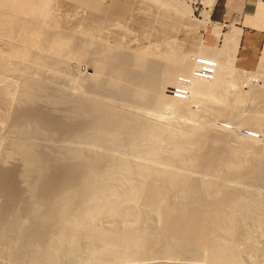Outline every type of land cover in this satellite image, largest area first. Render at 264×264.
Instances as JSON below:
<instances>
[{
	"label": "bare ground",
	"instance_id": "bare-ground-1",
	"mask_svg": "<svg viewBox=\"0 0 264 264\" xmlns=\"http://www.w3.org/2000/svg\"><path fill=\"white\" fill-rule=\"evenodd\" d=\"M61 1L0 0V37L16 45L20 42L36 53L28 60L11 53L12 48L8 54L0 53V119L5 122H0V151L7 135L11 149H4V157H22L19 181L10 192L6 189L11 198H7L8 211L0 219V264H98L115 259L132 264L154 246V230H164L163 226L181 230L172 231L174 237L169 229L167 233L163 231L160 242L164 246L156 248L164 249V253L160 252L163 258L165 253L169 257L177 252L187 257H205L203 260L207 258L211 264H245L246 259L255 264L264 253V244L257 240L261 242L264 237V188H260L264 187V140L256 139L259 136L253 130L264 126V118H244L240 111L241 106L256 99L264 107L263 92L252 89L250 95L229 93L231 85L228 89L225 86L231 80L239 84L247 76L237 72V80L241 81H233L235 68L223 65L220 56L212 78L208 77L211 79L195 78L193 73L198 71L200 61L190 52L173 47V40L161 38L165 29L157 32L160 43L144 40L148 31L156 33L149 17L152 12H157L156 17L161 14L158 27L162 28L168 19L192 16L193 8L171 0H139L141 10H136L143 12V19L137 23L142 35L136 45L130 46L127 3L70 0L77 13V9L90 13L79 24L72 19L74 23L70 24L67 14L65 20L59 14L65 4ZM214 2L205 0L210 11ZM96 7H102L99 18L95 17L99 15L94 13ZM93 13L98 21L90 18ZM90 44L97 46L91 48ZM157 44L163 48H156L160 46ZM89 49H93L91 53ZM215 50L203 45L196 52L202 54L203 61H213ZM89 54L95 59L91 58L92 74L86 77L88 82L82 77L78 87L84 88L70 96L71 92L62 86L66 76L59 74L60 60L78 55L83 61ZM5 75H17L20 80L16 83ZM177 75H190L193 84L189 87L188 78L187 85L183 83L185 86L176 87L178 91L173 88L171 96L165 95L166 86L173 84ZM185 91L189 93L187 100L180 96ZM19 97L20 105L11 116L12 104ZM229 99L238 104L233 113V109L227 110L233 104ZM210 101L227 102L229 107L218 106L221 110L216 107L215 111ZM149 107L159 111L151 114ZM143 108H149L147 113ZM161 110L170 111V117L166 115L169 119ZM204 114L210 119L237 122L248 133L238 136L220 131L218 137L226 141L229 150L224 154L218 151L221 156L216 158L218 155L208 146L210 132L203 129ZM85 146L93 158L82 154ZM52 149L57 151L55 155ZM199 157L212 160L206 163L203 158L208 167L214 162V168L203 172L195 164L202 160ZM61 159L63 164L58 169L63 175L59 173L56 179L52 169ZM64 159L80 160L84 170L72 169ZM154 220L162 225L158 227ZM172 223L176 225L171 228ZM159 249L155 251L160 258ZM161 261L167 263L165 259Z\"/></svg>",
	"mask_w": 264,
	"mask_h": 264
},
{
	"label": "rangeland",
	"instance_id": "rangeland-1",
	"mask_svg": "<svg viewBox=\"0 0 264 264\" xmlns=\"http://www.w3.org/2000/svg\"><path fill=\"white\" fill-rule=\"evenodd\" d=\"M56 1H58V0H56ZM59 1H61V0H59ZM64 1V3L66 4V3H68V4H64L62 7L63 8H61L60 10H61V12H60V10H59V14L61 15V13H62V15H64V17L62 18L63 20H65V16L66 17H70V21H69V19L68 18H66V21L68 22L69 21V23L70 24H73L74 22L73 21H76L74 24H76V23H80L81 22V19H83V18H86V16H89V14L90 13H88L87 14V11H85V10H83V9H77L78 10V13H77V11L76 10H74V7H72L73 6V2L72 1H74V0H72V1H70V0H68V1H66V0H62L61 1V3ZM125 1V2H124ZM129 1V2H128ZM121 0V2L122 3H127V7H129L130 9H129V16H128V18H127V23L129 22V25H128V27H129V30H130V36L127 38V42L129 43V45L130 46H134V45H136L137 43L136 42H139V39H140V37H139V34H140V36L142 35V31H141V28H140V26L138 25V23H141V21H140V19H143V17H141V16H143V12L142 11H140L141 9V6L140 7H138L139 5H140V2H139V0ZM171 1H174V2H179V5L180 4H182V6H186V7H189V8H193L194 9V13H191L192 14V16H190V15H182V17H179V19L178 20H173V19H168V20H166V22H165V27L163 26L162 28H160V27H158V26H161V24H160V20H161V14L159 13V15H158V17H156L157 15H154L155 13H157V12H152L150 15H149V17H151V21H152V23L154 22L155 23V20L154 19H156V24H154L153 23V29H154V31L156 32V33H150L149 31L147 32V37H145V39L144 38H141V39H144L146 42H149V43H151L152 42V44L154 43V41H155V43H160V40L159 39H157V37H160V36H157V35H159V34H157V32L158 31H164V29L166 30V31H164L163 33H161V35L163 34V36H161V38H164L165 36H166V39L168 38V40L171 42L172 40V45H173V47H177V48H179L180 50H182V51H184V52H190L191 54H193V55H191V57L193 58L194 56H195V58H198V59H196V60H199V61H203V57H202V54L201 53H197L196 51H197V49H198V47H201V46H203V45H209V46H211V47H213L214 48V50L215 49H217V50H215V52H217L216 53V55H214V56H216V58L214 57V58H211L213 61H215L214 63L215 64H218V62H217V57H221V63H224L223 65H226L227 67H230V68H235L233 71H232V74H231V76H233L234 77V79H233V81L235 80V78H236V82H240L241 80H237V78H238V76H239V74L240 73H243L244 72V74L247 76V79H246V76H244L243 77V79L242 80H244V79H246V80H244V82L243 81H241V83H232V80L230 81V83H228L226 86H225V88L226 89H228L229 87V85H231L230 86V88H229V93H231L232 95H235V93H238L239 91H240V93L241 94H244V95H250V94H252V92H263V94H264V48H263V57L261 58V62H260V65L258 66V68H257V70H255V71H247V70H244V69H242V68H240V67H238L237 66V64H236V55H237V50H238V46H239V42H240V36H241V34H239L238 32H233V35H232V39H231V45H227V38H228V34H229V31H230V29L228 30V31H225V28L223 27V25L222 24H218V23H216V22H214L213 20H212V18H211V12L212 11H210V9H209V7H207L206 6V4H205V0H171ZM135 2V3H134ZM215 3H216V0H215V2H214V5H215ZM135 4V6L134 7H132L133 5ZM139 4V5H138ZM68 5V8H70V10H71V12H70V10L69 9H67V6ZM72 5V6H71ZM97 5V4H96ZM124 5H126V4H124ZM188 5V6H187ZM98 6V5H97ZM191 6V7H190ZM64 7H65V9H64ZM71 7H72V9H71ZM99 7V6H98ZM214 7V6H213ZM97 8V7H96ZM95 8V9H96ZM102 8V7H101ZM101 8L99 9V8H97L96 10H94V11H96V12H94L95 14H97V12H99L98 14L99 15H96L95 16V14L93 13L92 15L93 16H91L90 18H92L93 20H97L98 21V18L101 16ZM136 8H138V9H140V10H136ZM213 9V8H212ZM67 10V11H66ZM79 10H80V12H79ZM133 10V11H132ZM64 11H66V13L64 12ZM76 13H75V12ZM132 11V12H131ZM69 12V13H68ZM84 12V13H83ZM134 12H136V15L134 14ZM132 13V14H131ZM208 13H210V17L208 18L207 17V14ZM65 14H67V15H65ZM80 14V15H79ZM130 14H131V18H130ZM78 15V16H77ZM74 18H72V17ZM78 17V20L76 19V17ZM94 16L95 17H98V18H96V19H94ZM133 16H135V17H137V18H135V17H133ZM160 16V17H159ZM87 18H89V17H87ZM133 18V19H132ZM68 19V20H67ZM71 19L73 20L72 21V23H71ZM136 20V21H135ZM138 20V21H137ZM65 21V22H66ZM135 21V22H134ZM140 21V22H139ZM210 21V22H209ZM66 22V23H67ZM138 22V23H137ZM69 23H68V25H69ZM177 23H179V24H177ZM168 24V25H167ZM132 25V27H130ZM168 27H167V26ZM169 25H170V27L172 26V28H170L169 27ZM69 27V26H68ZM168 29H167V28ZM161 29V30H160ZM163 29V30H162ZM157 30V31H156ZM169 30V31H168ZM172 31V32H171ZM150 34H152V35H150ZM133 35V36H132ZM150 36H152V37H150ZM171 36V37H170ZM150 39H149V38ZM1 38V37H0ZM136 38V39H135ZM128 39H129V41H128ZM150 40V41H147V40ZM153 39V40H152ZM165 39V38H164ZM175 39V40H174ZM4 40H5V38L3 39V38H1L0 39V53L1 54H8V52L10 53V51H11V48H12V52L11 53H15V55L17 56V57H19V58H24V59H30V57H32V55L34 54H36L35 53V51L33 50H31L30 48H24V46L20 43V42H16L17 43V45L15 44V42H12V41H9L8 39L7 40H5V43H4ZM131 40H133V41H131ZM8 43V45H11V46H8V45H6L7 43ZM10 42V43H9ZM175 42V44L176 45H174L173 43ZM19 43V44H18ZM154 43V44H155ZM202 44V45H201ZM13 45H15V47H13ZM91 45V44H90ZM158 45V44H157ZM160 45V46H159ZM158 46L159 47H157L156 46V48H160V49H162L163 48V46H162V44H159ZM17 46V47H16ZM92 46V47H91ZM91 46H89V47H91V48H93L94 46L96 47L97 45H91ZM18 47H21V49H23V50H19L18 49ZM151 47V49H153L152 47L153 46H150ZM14 48H15V50H14ZM14 50V51H13ZM90 50V49H89ZM92 50L93 49H91L90 50V52H88V53H91L92 52ZM21 51H23L22 53H21ZM24 53V54H23ZM33 53V54H32ZM74 54V53H73ZM201 54V55H200ZM90 55V54H89ZM89 55H87L86 57H85V59L86 60H80L81 59V57L79 58V56L78 55H74V57H65V58H62L60 61H61V67H62V69L60 70L61 71V73H60V71H59V74H61L62 76H63V78H64V76H66V78L67 77H70V78H67V79H69V81L65 78V80L66 81H63L64 83L62 84V86L64 87L63 89L64 90H68V91H70L71 93H68L70 96H76V95H78L79 93H80V91L82 90V89H80L79 90V88H84V86H81V87H78V86H80L82 83H81V81L82 80H84V78H85V81H86V77H89V74L91 75L92 74V71H91V69H90V67L92 66H94L93 65V63L91 62V58L92 59H94L93 57H91V55L89 56ZM201 56V57H200ZM219 57V58H220ZM195 58H194V60H195ZM214 59H216V60H214ZM95 60V59H94ZM219 60V59H218ZM212 61V62H213ZM89 62V63H88ZM90 63H91V65H90ZM226 63V64H225ZM216 66V65H215ZM263 66V67H262ZM263 68V69H262ZM63 71H65V74L63 73ZM260 71H262V72H260ZM197 72V74H198V71H196ZM196 72H194V73H196ZM233 72H240L238 75L236 74V73H233ZM263 73V74H262ZM64 74V75H63ZM199 74H201V73H199ZM234 74H236L237 76H235ZM61 75H59V76H61ZM7 75H5V77H6ZM61 76V77H62ZM80 76V77H79ZM178 76V77H177ZM176 77H175V80H174V83L173 84H171V85H169V86H166V87H164V89H163V92H164V90H166L167 89V91H165V95L167 94L168 96H171L172 95V92L174 91V89H175V91H178V88H176L177 86H185V85H187L188 84V81H189V79H190V83L191 84H189V87L193 84L192 82L193 81H191L192 80V78H191V76L190 75H188V77L187 76H185V77H183V75L181 76V75H177ZM193 76L196 78L197 77V79H198V77H200L201 79H203V78H208V77H205V76H196V75H194L193 74ZM15 77V78H14ZM19 76H17V75H8L6 78H8V79H12V81L13 82H19L18 81V79L20 80V78H18ZM82 77H84V78H82ZM181 77V78H180ZM186 78H187V80H186ZM189 78V79H188ZM212 78V77H211ZM211 78H208V79H211ZM232 78V77H231ZM177 79V80H176ZM17 80V81H16ZM184 80H186V81H184ZM80 81V82H79ZM84 81V83H86V82H88V80L85 82ZM68 82V84H66ZM78 82H79V84H78ZM182 85H181V84ZM183 83H186L185 85H183ZM78 84V85H77ZM178 84H180V85H178ZM233 86V87H232ZM260 86V87H259ZM78 87V88H77ZM169 87V88H168ZM228 87V88H227ZM234 89H232V88ZM166 88V89H165ZM171 88H172V91H171ZM174 88V89H173ZM185 88V87H184ZM77 89H78V93H77ZM252 89H254L253 91H252ZM83 91H84V89H83ZM83 91L81 92V93H83ZM233 91H234V93H233ZM250 91H252V92H250ZM73 92H75V93H73ZM243 92V93H242ZM174 93V92H173ZM181 95V99H183V100H187V98L189 97V93L188 92H186L185 91V93H180ZM188 94V95H187ZM254 94V93H253ZM1 99H2V97L0 96V102H1ZM257 100V99H256ZM255 100V101H256ZM20 97H19V99H16L15 101H14V103L12 104V107L11 108H13V109H11L10 110V114H11V116L12 115H14L15 113H16V108L20 105ZM111 101V100H110ZM229 101L231 102V103H233L232 102V100L231 99H229ZM228 100H227V102H229ZM255 101H252V102H250L249 104H247L246 106H244V108L241 106V111L240 112H242V117H244V118H246V117H248V116H254V117H257V116H259V118H264L263 116H264V113H263V109H264V107L262 106V103H261V101H259V100H257L256 102ZM16 102V103H15ZM17 102H18V104H17ZM112 102H115V104H116V101H112ZM212 102H214L213 103V105L215 104V101H212ZM211 101L209 102L210 104L212 103ZM218 102V101H217ZM227 102H225V104H224V102L223 103H221V102H219V103H217V104H215L214 105V109H215V111H218L217 109H216V107L218 108V109H227L229 106V108L227 109V110H229L230 109V111H232V109H233V111H232V113L234 112V111H237L238 110V104L236 105V103H233V104H231L230 102V104L231 105H229V106H227ZM206 104L207 106L208 105H210V104ZM255 103H257V104H255ZM221 106H220V105ZM251 104H253L252 105V108H251ZM213 105H211V106H209L210 108H212V106ZM264 105V104H263ZM220 108H219V107ZM236 106V107H235ZM261 106V107H260ZM193 107H195V105H193ZM227 107V108H226ZM257 107V108H256ZM0 108H1V110H0V112L2 111V107H1V103H0ZM150 108V112L149 113H151V114H153L154 112H155V110H157L156 108H155V110H152V109H154L153 107H149ZM149 108H143L144 110V112L145 113H147V111H148V109ZM212 108V109H213ZM15 109V110H14ZM220 109V110H221ZM236 109V110H235ZM243 109V110H242ZM152 110V111H151ZM261 110H263V111H261ZM159 110H157L156 112H158ZM162 111V113H164L163 111H165V113H167V114H165L164 113V116L163 117H165L166 115H170L171 113H169L170 111L169 110H161ZM160 111V112H161ZM255 111V112H254ZM160 112H159V114H160ZM259 114H258V113ZM253 113V114H252ZM158 114V115H159ZM249 114V115H248ZM255 114H256V116H255ZM154 115H156V114H154ZM157 115V116H158ZM163 115V114H162ZM168 115V116H169ZM205 115V117H207L206 119H205V117L204 116H202V119L204 120V126H208L207 128L205 127L204 128V126H203V129H206V131L204 130V132H207V133H209V134H212V133H214L213 135H209L208 134V136H210V137H208L207 138V141H208V146L211 148V150H212V152L214 151L216 154H217V152L219 151L220 153H226V152H223V151H228L229 149H228V146H227V144H226V141L224 142V140L222 141V140H220L221 139V137H218L219 135H220V131L221 132H223L224 130L226 131V130H228L227 132H230L231 131V133L232 134H234V135H238V136H241V135H244V134H247L248 133V130H247V128L246 127H244V126H242V125H239V123L237 124V122L236 123H234V122H230V121H226V120H223L222 118H211L210 119V117H208V116H206V114H204ZM247 115V116H246ZM262 115V116H261ZM161 116V115H160ZM168 116H166L167 118H168ZM159 117V116H158ZM163 117H160V118H163ZM170 117V116H169ZM0 118H2L1 117V115H0ZM243 118V119H244ZM3 119V118H2ZM2 119H0V122H1V120ZM10 119H11V117H10ZM163 119H165V118H163ZM162 119V120H163ZM169 119V118H168ZM3 121V120H2ZM4 122V121H3ZM3 122H1V125L2 124H4ZM227 122V123H226ZM207 123V125H205ZM169 126V125H168ZM224 126V127H223ZM257 126H255V128H256ZM258 127H261V125L259 126L258 125ZM258 127L256 128V129H254L253 130V132L256 134V136H259V138H256V139H262V140H264V126H262L259 130L260 131H258ZM172 129V128H171ZM170 129V126L168 127V130H171ZM209 131H208V130ZM210 129H212V131L210 130ZM214 129V130H213ZM232 129V130H231ZM215 130H217V131H215ZM247 131V132H246ZM219 133V134H218ZM263 133V134H262ZM218 134V135H217ZM258 134V135H257ZM207 135V134H206ZM216 135V136H215ZM6 137H8L9 138V136H7V135H5ZM4 136V139L2 140V142H4V140H5V143H3V148H2V150L0 151V192H2V194L0 193V219H2L3 218V216L7 213V211H8V207H7V203H9L10 202V200L9 199H7V198H11V196H7V194H8V191L10 190V189H12V187L16 184V183H18V169H20V167H21V164H22V157L21 156H19V154H12V155H10V157H4V149H8V144L10 145V140L8 141L7 140V138ZM212 136V137H211ZM213 137H215V138H213ZM6 138V139H5ZM209 139L211 140V141H209ZM213 139V140H212ZM217 140V141H216ZM213 141V142H212ZM164 142V140H162L161 141V143H160V146H159V148L161 147V145H162V143ZM211 143V144H210ZM220 143V144H219ZM87 144V143H86ZM213 144V145H212ZM82 145V144H81ZM90 145V144H89ZM212 146H214L213 148H212ZM216 146V147H215ZM227 147V148H226ZM9 148H10V146H9ZM216 148V149H215ZM223 149V150H221L220 151V149ZM11 149V148H10ZM10 149H8V150H10ZM219 149V150H218ZM228 149V150H227ZM7 150V151H8ZM54 150L52 149V150H50V152L53 154V155H55L56 153H57V151L56 152H53ZM92 151H90L86 146L85 147H83V149H82V154H84L85 156H91V157H89V158H93L92 157V155L90 154ZM214 153V154H215ZM218 155V154H217ZM11 156H12V158H11ZM212 156H214L213 154H212ZM219 156H221V154L220 155H218V156H215L216 158H218ZM215 157H214V159H215ZM200 158H202V157H199V159ZM204 158V157H203ZM202 158V162L204 163L205 161H206V163H208V161L206 160V157L204 158L205 159V161H204V159ZM209 158H213V157H209ZM209 158H207V159H209ZM6 159V160H5ZM10 159V160H9ZM197 159H198V157H197ZM196 159V160H197ZM62 160V159H61ZM61 160H57L56 162H55V164H57V168H55L54 169V167H53V169H52V171H53V173L51 174L52 175V177H53V174L55 173V177H56V179H58V177L57 176H59L58 174L60 173L59 171H61V170H59L62 166V164H63V160L61 161ZM200 160L199 161H195V164H196V166L198 165V167L200 166V167H202L204 170H203V172H205L206 173V171L205 170H210V168L209 167H212V168H214L213 167V165H214V162H212V166H209L208 167V164H203L202 162V164L200 163V164H198V162H200ZM68 161V162H67ZM212 160H210L209 162H211ZM214 161V160H213ZM3 162V163H2ZM8 162V163H7ZM18 162V163H17ZM64 162L66 163V164H70L69 166L73 169V168H77V171L79 172L80 171V169H82L83 168V166H82V162L80 161V160H77V159H74V160H72V159H64ZM2 163V164H1ZM81 163V164H80ZM5 164V165H4ZM18 164V165H17ZM19 164H20V166H19ZM210 164V163H209ZM202 165V166H201ZM7 166V167H6ZM16 166V167H15ZM19 166V167H18ZM61 166V167H60ZM77 166H79V168L77 167ZM82 166V167H81ZM215 166V165H214ZM60 167V168H59ZM7 168V169H6ZM17 168V169H16ZM59 168V169H58ZM75 168V169H76ZM201 168V169H202ZM207 168H209V169H207ZM211 168V169H212ZM12 169H14V170H12ZM16 169V170H15ZM200 169V168H199ZM82 170H84V168L82 169ZM6 171H8V172H6ZM15 171V172H14ZM4 172V173H3ZM11 172V173H10ZM17 172V173H16ZM14 173V174H13ZM61 173H63V172H61ZM60 173V174H61ZM7 174V175H6ZM16 174V175H15ZM61 175H63V174H61ZM6 176V177H5ZM10 178H9V177ZM55 177H54V179H55ZM60 177V176H59ZM11 179V180H10ZM16 179V180H15ZM55 179V180H56ZM18 180V181H17ZM6 182V183H5ZM4 183V184H3ZM3 184V185H2ZM7 184V185H6ZM5 187V188H4ZM233 187V186H232ZM260 187V186H259ZM63 188V187H62ZM61 188V189H62ZM261 188V190L264 188V187H260ZM260 188H259V190H260ZM6 191H4V190ZM8 191H7V190ZM11 191V190H10ZM9 191V192H10ZM264 191V190H263ZM5 193H6V195H5ZM179 193H181V190H179L178 191V194ZM2 196V197H1ZM4 197V198H3ZM207 202V203H206ZM205 203L206 204H209L208 203V200L206 201ZM212 203V200H211V202H210V204ZM156 223L157 222H159L158 220H154ZM167 221L169 222V217L167 218ZM154 222V223H155ZM155 223V224H156ZM107 224V223H106ZM154 224V225H155ZM157 225H158V227H160L162 224L160 223H157ZM171 226H169V227H171L172 228V226L173 225H176V224H174V223H172V224H170ZM155 227H156V225H155ZM157 227V228H158ZM165 229H166V226H163ZM176 227V226H175ZM175 227H173V229H172V231H174V232H176L178 229H179V227L176 229V230H174V228ZM161 229H162V227H160ZM167 228H168V226H167ZM161 229H155L154 230V236H155V244H154V246L157 244V246H153V247H149V249H147V251H146V254L145 255H142L143 257H140V258H138L137 260H135V261H133V263L132 264H137V262H139L140 264H147V263H149V264H160L161 262V264H168L169 263V261H171L169 264H180V263H182V264H184V263H186V264H189V262L190 263H197V259L198 260H200L199 261V264H205L206 262L207 263H209V261H207L208 259L206 258L205 260H206V262L203 260L205 257H198V256H195L194 258L192 257V255H191V259L189 258V257H187V255L185 254V253H180V254H177V252H174V253H176V254H174L173 252L171 253V254H173L172 256H171V254H170V256L169 257H167L168 255H167V253H165L164 255L166 256V258L164 257L163 258V250H161V248L159 249V253L160 252H163L160 256H162V257H157L158 255H157V252H158V249H156L157 247H162L163 248V241L162 242H160L162 239H161V237H162V235H163V231H165V229L164 230H161ZM169 229V231H171V229L170 228H168ZM168 229H166V233L168 232L167 230ZM180 230V229H179ZM172 231H171V233H172ZM164 232V233H165ZM174 232L172 233V235L174 234ZM178 233H179V231H178ZM177 233V234H178ZM180 233H181V230H180ZM179 233V234H180ZM169 235H170V233H168ZM167 234V235H168ZM176 233H175V235H177ZM262 234V233H261ZM164 235H166V234H164ZM168 235V236H169ZM257 235V237L258 236H260V234L258 233V234H256ZM262 235H264V234H262ZM261 235V236H262ZM171 236V235H170ZM178 236V235H177ZM261 236L259 237V238H261ZM172 237H174V235L172 236ZM257 237H256V239H257ZM262 239V238H261ZM258 240V242H259V244H264V237H263V241L261 240V242H263V243H261L260 242V239H257ZM160 243H162V244H160ZM160 244V245H159ZM162 245V246H161ZM264 246V245H263ZM155 248V249H154ZM155 250H157V252L155 251ZM161 250V251H160ZM156 253V254H155ZM185 254V255H184ZM154 255H156L155 257H157V258H155L154 257ZM184 255V258L182 257ZM179 256H181V257H179ZM187 258H186V257ZM263 256H264V253H263ZM263 256H260V258H259V260H256V261H254L255 262V264H262L261 262H264V259H262V257ZM174 257V258H173ZM176 257V258H175ZM197 257V258H196ZM152 258V259H151ZM168 258H170V260H168L167 261V259ZM171 258H173V259H171ZM192 258H193V260H192ZM139 259H140V261H139ZM166 260L167 261V263L166 262H163V261H161V260ZM186 259V260H185ZM123 260V259H122ZM250 260V259H249ZM114 261V262H113ZM111 260V262L110 261H105L104 263L102 262V263H98V264H123V262H120L121 261V259L118 261L117 259H115V260ZM124 261V260H123ZM193 261V262H192ZM203 261V262H202ZM246 261H248V259H246ZM245 261V264H253V262H252V260H250L252 263H250V262H246ZM107 262V263H106ZM125 262V261H124ZM257 262V263H256ZM127 263L128 264H130L131 263V261H130V263L127 261ZM138 263V264H139ZM193 263V264H194ZM66 264H70V263H66ZM124 264H126V263H124ZM209 264H211V263H209Z\"/></svg>",
	"mask_w": 264,
	"mask_h": 264
},
{
	"label": "crops",
	"instance_id": "crops-1",
	"mask_svg": "<svg viewBox=\"0 0 264 264\" xmlns=\"http://www.w3.org/2000/svg\"><path fill=\"white\" fill-rule=\"evenodd\" d=\"M214 22L229 31L227 45L233 32L241 34L236 55L238 67L255 71L260 65L264 48V0H216L211 12Z\"/></svg>",
	"mask_w": 264,
	"mask_h": 264
},
{
	"label": "built area",
	"instance_id": "built-area-1",
	"mask_svg": "<svg viewBox=\"0 0 264 264\" xmlns=\"http://www.w3.org/2000/svg\"><path fill=\"white\" fill-rule=\"evenodd\" d=\"M200 65L198 66V68L196 70H198V74H195L196 76H205V77H211L214 74L215 71V63L212 61H200L198 62ZM201 73V74H199Z\"/></svg>",
	"mask_w": 264,
	"mask_h": 264
}]
</instances>
